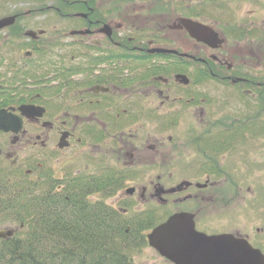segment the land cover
Segmentation results:
<instances>
[{"label":"flooded vegetation","instance_id":"af4514ba","mask_svg":"<svg viewBox=\"0 0 264 264\" xmlns=\"http://www.w3.org/2000/svg\"><path fill=\"white\" fill-rule=\"evenodd\" d=\"M8 1L0 0V20L14 17L0 29V110L22 127L16 136L0 131L8 139L0 164L18 173L29 164L23 174H41L58 193L97 173L115 174L121 189L137 176L114 208L124 200L132 213H191L196 231L230 235L240 257L264 264V0H244L229 19L218 6L214 21L174 0ZM42 14H51L43 28ZM181 19L208 27L214 47L192 39ZM32 148L72 159L47 171L45 158L19 164L17 151ZM67 165L72 173L52 172Z\"/></svg>","mask_w":264,"mask_h":264},{"label":"trees","instance_id":"16d2710c","mask_svg":"<svg viewBox=\"0 0 264 264\" xmlns=\"http://www.w3.org/2000/svg\"><path fill=\"white\" fill-rule=\"evenodd\" d=\"M100 174L67 182L61 193L41 185V174L0 178V219L19 228L0 240V264H134L131 251L145 246L157 214L125 217L109 207L103 199L119 179ZM97 194L103 199L87 198Z\"/></svg>","mask_w":264,"mask_h":264},{"label":"water","instance_id":"95a60500","mask_svg":"<svg viewBox=\"0 0 264 264\" xmlns=\"http://www.w3.org/2000/svg\"><path fill=\"white\" fill-rule=\"evenodd\" d=\"M180 22L192 39L197 42L204 41L214 47L215 43L211 41L216 38L209 28L188 20ZM13 23V17L1 20L0 29ZM201 35L204 38L200 37ZM20 111L23 115L30 116L34 114L35 109L22 107ZM21 126L19 118L0 111V131L16 134ZM11 235V232H1L0 239H6ZM147 238L152 248L175 264H238V259L233 262L238 251L236 241L230 237H207L197 233L194 229L193 216L189 214L180 213L171 216L164 224L153 230Z\"/></svg>","mask_w":264,"mask_h":264},{"label":"rangeland","instance_id":"374dc122","mask_svg":"<svg viewBox=\"0 0 264 264\" xmlns=\"http://www.w3.org/2000/svg\"><path fill=\"white\" fill-rule=\"evenodd\" d=\"M183 1L184 0H174L173 2H170V4H171V6L179 7V8L185 7V6H190L195 13H200L202 15H204V13H205L207 15L206 19L207 20H212V21L217 19L219 11H216V7H218V6L223 8V11H221V14L224 17H226L227 19H229V16H230L231 12L234 10V8L236 6L237 7H242V6L245 5L244 0H221L223 2H221L220 0H211L210 2H208V0H207V3H205V7L203 8L202 5H201L203 0H188V2H185V1L183 2ZM9 2L12 5H18V6L19 5H41V4L42 5H50V4H53L55 2V0H10L7 3H9ZM136 4L138 5V3H136ZM139 4H141V3H139ZM130 5H133V4H130ZM50 15L51 14H47V16L43 15V14L41 15V16H45L46 17V20H43L44 17H41V28H43L42 26L46 23L45 21H47L48 18L50 19ZM189 16L191 18V16H194V15H191L189 13ZM65 29H66L65 30L66 33H68L70 31V29H68V28H65ZM65 41L66 40H64V42ZM61 47L62 48H60V49H62L63 53H66V52L72 50L70 46L69 47L61 46ZM47 94H49L48 95V99L52 100V95L53 94H50V93H47ZM136 126L138 127V125H136ZM157 127H158V125H157ZM143 132L144 131L140 132V135H141L140 139H142V138H144L146 136V135H143ZM157 134H158V136L159 135L166 136L168 134V130H163L161 132H157ZM0 145H5L4 147L6 148L8 146V139L6 137H2L1 136L0 137ZM17 152H18L19 157H20L19 164H22L23 162H26L27 159L32 160V159H34V157H35V159H37L40 162H41V158H45L46 171L48 170L47 169L48 167L51 168V166H52V168H55V163H56V161L58 159H62L61 163H66L68 160L72 159V158L63 159L62 157H54L53 155L50 156L51 152L49 150H46L45 154H43L41 152V150L36 149V148L28 149L26 151L18 150ZM181 153L183 155H185V153H183V152H181ZM42 155H44V156H42ZM81 157H83V156H81ZM179 160H180V162L182 161V159L180 157H179ZM163 163H165V162H163ZM28 165L29 164H25V166L22 168V171L19 172V173H23V170H25L24 168H27ZM91 165L96 167V162H91ZM101 165H100V167H101ZM70 167H71L70 165H67V166L64 167L65 169L62 172H61L60 168L54 169L52 172H54L56 174V177H58L62 173H64V174H67L68 172L72 173ZM7 168H8V163L5 162V163L0 164V177L5 176L6 174L14 176L16 173H18V171H16V170L9 171V169H7ZM80 169H83V168H80ZM94 172H96V171H93V173ZM158 175L164 176L165 178H167L169 173H167V171H165L164 174L163 173H158ZM178 175L181 176V175H185V174L178 173ZM148 176H149L148 173H142L141 174V178H143V179H141V180L147 179ZM136 178H137V176H136ZM136 178H132V177L129 178V179L127 178V181H125V185L126 186L124 188L131 187L133 185V182L135 181ZM33 180H36V179L34 178ZM123 189L119 190V191H116L111 197H109L107 199H103V200L107 204L112 205L114 207L115 206L114 203L116 202L115 196H119V194H122ZM93 198L94 199H98V198H100V196L99 195H94ZM126 204L127 205L132 204L131 208L134 210L133 202H127V201H124V200L119 202V206L122 207V208H126ZM147 207H149V206H147ZM147 207H143L142 210H145ZM115 208H117V207H115ZM209 210L211 211L210 213H213L215 211V210H213V208H209L206 211H209ZM171 211H172V208L169 207V206L168 207H160V215L161 216L165 217V215H167ZM206 211L204 213H206ZM161 216H160V218L159 217L157 218L159 221L161 220ZM204 218H205L203 220L204 222L212 223V222L215 221L214 220V218H215L214 214L211 215V216H206ZM0 221H1L0 230L4 229V228H11V229H17L18 228V226L15 225V224H12V223H9V222H2L1 219H0ZM131 254H132V260H133V262L135 264H167V262H164L154 252H152L148 247H145V248H143L140 251L139 250L132 251Z\"/></svg>","mask_w":264,"mask_h":264}]
</instances>
